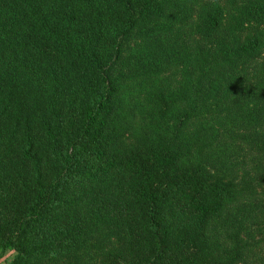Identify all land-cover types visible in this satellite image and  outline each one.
<instances>
[{"label": "trees", "instance_id": "1", "mask_svg": "<svg viewBox=\"0 0 264 264\" xmlns=\"http://www.w3.org/2000/svg\"><path fill=\"white\" fill-rule=\"evenodd\" d=\"M8 251L264 264V0H0Z\"/></svg>", "mask_w": 264, "mask_h": 264}, {"label": "rangeland", "instance_id": "2", "mask_svg": "<svg viewBox=\"0 0 264 264\" xmlns=\"http://www.w3.org/2000/svg\"><path fill=\"white\" fill-rule=\"evenodd\" d=\"M13 256V252L12 251H8L3 255H0V264L3 260H5L6 258L8 259L9 257Z\"/></svg>", "mask_w": 264, "mask_h": 264}, {"label": "clouds", "instance_id": "3", "mask_svg": "<svg viewBox=\"0 0 264 264\" xmlns=\"http://www.w3.org/2000/svg\"><path fill=\"white\" fill-rule=\"evenodd\" d=\"M15 259V256H11L8 258V264H13V261Z\"/></svg>", "mask_w": 264, "mask_h": 264}]
</instances>
